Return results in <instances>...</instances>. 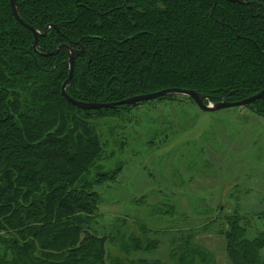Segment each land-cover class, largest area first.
<instances>
[{"label": "trees", "instance_id": "obj_1", "mask_svg": "<svg viewBox=\"0 0 264 264\" xmlns=\"http://www.w3.org/2000/svg\"><path fill=\"white\" fill-rule=\"evenodd\" d=\"M17 3L25 24L41 33L52 28L36 49L10 0H0V264H126L110 258V237L96 227L102 202L97 188L114 180L95 172L105 145L94 122L146 103L87 112L71 105L62 95L70 73L63 45L85 49L67 88L78 101L118 103L166 89L194 90L208 103L243 101L264 89V0ZM182 97L193 101L171 95L152 102ZM243 109L264 118V98ZM219 232L226 237L228 264H264V229L248 238L235 214L225 216ZM195 235L174 261L216 264Z\"/></svg>", "mask_w": 264, "mask_h": 264}, {"label": "rangeland", "instance_id": "obj_2", "mask_svg": "<svg viewBox=\"0 0 264 264\" xmlns=\"http://www.w3.org/2000/svg\"><path fill=\"white\" fill-rule=\"evenodd\" d=\"M179 101L150 102L94 122L105 145L95 172L114 180L97 188L96 227L110 237L111 259L177 264L175 253L179 261L195 233L196 245L211 251L216 264H228L219 232L225 216H240L250 239L264 229L258 214L264 212V118L243 108L204 113L194 101Z\"/></svg>", "mask_w": 264, "mask_h": 264}, {"label": "water", "instance_id": "obj_3", "mask_svg": "<svg viewBox=\"0 0 264 264\" xmlns=\"http://www.w3.org/2000/svg\"><path fill=\"white\" fill-rule=\"evenodd\" d=\"M227 1L230 3L239 4V5L246 4V0H227ZM10 4L12 7L14 18L21 25H23L25 28L32 31V33L34 34L35 48L37 49L39 47V39L41 37H45L48 34L49 30L52 28V26H49L44 33H41L40 31L24 23V21L22 20L20 16V10L18 8L17 0H10ZM63 46L69 51L70 73H69V78L67 79V81L64 83L62 87V95L71 105L85 112L101 111L102 109H116L117 107H124V106H130L131 109H135L143 103L157 101L160 98H164V97L171 96V95H176V96H184V97H188L192 99L197 104V106L200 108V110L203 111L204 113H217V112L228 110V109L247 107V106L253 105L258 100H261L264 98V89H263L260 93L248 99H245L243 101L230 102L227 100H223L218 103H208L209 101L208 96L198 93L194 90L166 89V90L159 91L156 93L139 95V96H136V97H133V98H130V99L118 102V103H105L104 104V103H89V102L78 101L72 98L68 94L67 88L73 84L74 69L76 65V56L84 55L85 49L82 48L81 50L78 51L74 49L71 45L69 46L63 45ZM61 48L62 46H60L57 51L46 54V56H55L56 54H58Z\"/></svg>", "mask_w": 264, "mask_h": 264}]
</instances>
